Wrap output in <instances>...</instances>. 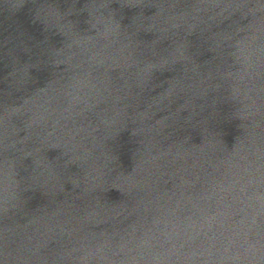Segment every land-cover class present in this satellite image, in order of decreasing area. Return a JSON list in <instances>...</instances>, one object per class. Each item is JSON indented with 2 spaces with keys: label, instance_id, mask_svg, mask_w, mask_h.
Returning <instances> with one entry per match:
<instances>
[{
  "label": "water",
  "instance_id": "1",
  "mask_svg": "<svg viewBox=\"0 0 264 264\" xmlns=\"http://www.w3.org/2000/svg\"><path fill=\"white\" fill-rule=\"evenodd\" d=\"M0 264H264V0H0Z\"/></svg>",
  "mask_w": 264,
  "mask_h": 264
}]
</instances>
